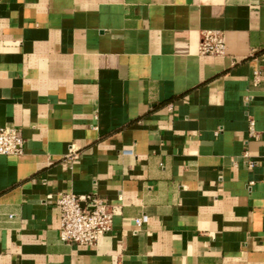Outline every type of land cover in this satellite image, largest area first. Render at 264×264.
I'll use <instances>...</instances> for the list:
<instances>
[{
    "label": "crops",
    "instance_id": "crops-1",
    "mask_svg": "<svg viewBox=\"0 0 264 264\" xmlns=\"http://www.w3.org/2000/svg\"><path fill=\"white\" fill-rule=\"evenodd\" d=\"M6 125L0 264H264V0H0ZM63 192L118 206L97 245Z\"/></svg>",
    "mask_w": 264,
    "mask_h": 264
},
{
    "label": "built area",
    "instance_id": "built-area-1",
    "mask_svg": "<svg viewBox=\"0 0 264 264\" xmlns=\"http://www.w3.org/2000/svg\"><path fill=\"white\" fill-rule=\"evenodd\" d=\"M199 50L207 55L222 54L225 51L223 36L217 32L205 33ZM250 124L253 126L254 121L251 120ZM24 149L25 138L20 128L14 125L0 126L1 155H22ZM75 158V151L66 157L69 161ZM249 163L253 165L254 161ZM54 203L60 208V239L65 243L80 246L97 245L100 237L113 229L114 216L118 212V206L109 204L93 194L63 192L57 196ZM135 223L140 227L144 223V217L136 218Z\"/></svg>",
    "mask_w": 264,
    "mask_h": 264
}]
</instances>
